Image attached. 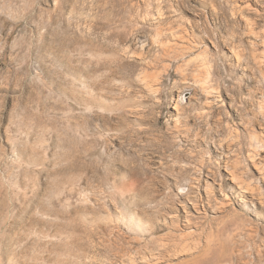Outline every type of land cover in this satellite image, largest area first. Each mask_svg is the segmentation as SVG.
Segmentation results:
<instances>
[{
	"label": "rangeland",
	"instance_id": "374dc122",
	"mask_svg": "<svg viewBox=\"0 0 264 264\" xmlns=\"http://www.w3.org/2000/svg\"><path fill=\"white\" fill-rule=\"evenodd\" d=\"M263 52L264 0H0V264H264Z\"/></svg>",
	"mask_w": 264,
	"mask_h": 264
},
{
	"label": "bare ground",
	"instance_id": "6f19581e",
	"mask_svg": "<svg viewBox=\"0 0 264 264\" xmlns=\"http://www.w3.org/2000/svg\"><path fill=\"white\" fill-rule=\"evenodd\" d=\"M157 37H158V34H157ZM162 45H163V47L168 46L167 43H162ZM258 55L256 56V58H257L256 60H258L259 63L264 64V52L261 53L259 56ZM158 73H154V74H151L148 76H144L142 79L144 82V85H145V89H147L152 94L153 93L159 94V91L161 89L160 88V84H161L160 73L159 74ZM213 76H214V65L211 61H209L206 57H204L202 60V63H201V70L198 73H196L194 77H195V84H197L199 86L200 90L207 96L206 99L209 102V104L217 102L221 96L220 89H219L220 87L214 82ZM208 102H207V104H208ZM254 157H255V155H254ZM252 160H254V159H252ZM258 162L256 164H258ZM258 166H259L258 168H260V165H258ZM261 168H263V167H261ZM230 178L234 183H236L237 187L241 190V191L239 190L240 192L245 193V192H250V191L252 192L253 191V187H252L251 183L246 182L236 172H231ZM244 195L242 194L240 196L242 197ZM222 197L223 198H222V201H220L221 202L220 205H225V204L230 202V198H229L230 196L228 197V196L224 195ZM241 199H243V198H241ZM193 207H194V209H196L195 205H193ZM187 225H188V223H187ZM193 235L194 234L191 231L190 227L185 226V231L184 230L179 231V233H174L170 236L168 234L162 235L159 238H160V240H162L161 242L164 246H166V247L171 246V251L174 252V256H175L173 258H178L179 256H182V255L194 256L197 253V251H199L201 249L202 244L200 243L199 239L194 238ZM162 261H167V259H164V257L154 258L151 255L149 258L145 257L143 263L144 264H162L161 263ZM167 262H169V261H167ZM172 264H174V263H172ZM204 264H213V263L211 261H209V263L205 262Z\"/></svg>",
	"mask_w": 264,
	"mask_h": 264
}]
</instances>
